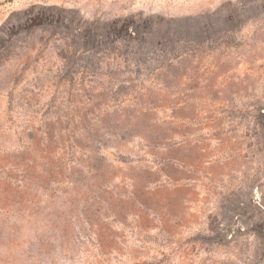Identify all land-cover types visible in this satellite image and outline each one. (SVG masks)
Masks as SVG:
<instances>
[{"label": "rangeland", "instance_id": "374dc122", "mask_svg": "<svg viewBox=\"0 0 264 264\" xmlns=\"http://www.w3.org/2000/svg\"><path fill=\"white\" fill-rule=\"evenodd\" d=\"M0 264H264V0H0Z\"/></svg>", "mask_w": 264, "mask_h": 264}]
</instances>
